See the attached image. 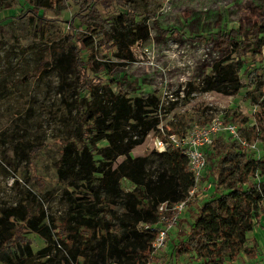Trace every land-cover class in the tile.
Wrapping results in <instances>:
<instances>
[{"label":"trees","instance_id":"obj_1","mask_svg":"<svg viewBox=\"0 0 264 264\" xmlns=\"http://www.w3.org/2000/svg\"><path fill=\"white\" fill-rule=\"evenodd\" d=\"M13 1L26 7L18 19L34 23L40 32L51 24L46 12L68 4L76 8L67 23L70 34L50 46L37 70L53 64L62 83L70 75L74 77L73 88L80 97L74 101L69 135L59 140L55 170L60 181L71 187L80 185L83 190L75 198L65 193L69 216L61 224H46L44 215L29 205L4 210L0 215V264H147L158 259L152 248L156 231L151 230L159 220L158 206L185 201L194 178L178 150L131 155L160 124L155 114L158 100L114 94L109 85L113 80L105 78L114 68L133 61L136 43L149 40L145 19L153 15L134 11L133 0H0V8L9 9ZM97 6L106 11L116 6L123 11L104 18ZM75 22L89 30L97 40L94 45L83 37L76 39ZM174 32L160 31L175 36ZM218 37L221 45L230 46L232 55L211 67L200 91L233 96L245 85L240 71L246 74L247 86L264 89V75L251 71L253 64L247 61L264 57V22L253 25L243 36L231 30ZM251 102L258 109L251 127L235 113L224 121L237 123L239 133L246 131L253 142L264 143V91ZM167 131L185 133L177 127ZM41 151L32 149L30 157ZM205 159L206 179L213 178L209 193L194 210L196 204L187 205L190 219L183 221L188 227L187 239L175 243L169 234L167 255H193L206 264H218L224 258L233 264L240 256L255 259L256 243L247 235L259 227V213L264 209V184L256 182L264 178V156L255 160L236 142L219 137ZM27 231L47 246L34 254L35 241L27 237Z\"/></svg>","mask_w":264,"mask_h":264},{"label":"rangeland","instance_id":"obj_2","mask_svg":"<svg viewBox=\"0 0 264 264\" xmlns=\"http://www.w3.org/2000/svg\"><path fill=\"white\" fill-rule=\"evenodd\" d=\"M22 8L26 7L14 1L9 9L0 8V215L8 208L29 205L44 215L46 224L57 225L66 222L69 216L65 193L75 198L83 190L80 185L71 187L60 181L55 170L59 140L69 135L75 114L74 101L80 96L73 88V75L62 83L53 64L37 69L50 46L70 34L67 23L76 8L68 4L57 7L55 12H46L45 17L51 24L41 32L34 23L18 19ZM97 8L104 18L123 11L116 6L107 11L101 6ZM131 8L139 14H152L154 18L141 17L148 25L149 40L132 47L133 61L114 68L105 77L113 80L109 82L112 93L129 99L154 96L158 100L155 114L166 128L188 131L204 126L215 117L230 119L233 113L247 120V128L253 125L258 109L251 98L263 94L264 89L255 91L247 86L246 74L242 71L239 76L245 85L233 96L202 92L200 87L202 80L211 74V67L232 55L230 46L221 45L218 36L231 30L243 36L253 25L263 23L264 0H133ZM74 27L77 40L83 37L84 42L96 43L88 29L79 27L78 22ZM165 30L175 31L176 35L160 33ZM247 61L253 64L251 71L264 75V57H249ZM110 62H114L113 57ZM34 74L28 82L22 81ZM233 124L240 129L237 123ZM240 136L247 145L254 146L248 149V155L255 160L263 159L264 143L253 142L246 131ZM34 148L42 151L32 158ZM151 151L146 136L141 145L132 149L131 155L142 157ZM206 175L207 170L200 188L213 180L208 182ZM256 182L262 185L264 178ZM11 222L17 221L11 219ZM258 222L259 227L247 236L255 240L257 256L261 258L264 209L259 213ZM187 232L188 227L182 222L170 231V239L175 243L185 240ZM27 237L35 241L31 247L34 254L47 246L29 231ZM166 251H169L167 244L155 255L159 258L151 263L206 264L193 255L169 258ZM244 258L240 256L233 264H253L248 262V257ZM218 264L230 263L224 258Z\"/></svg>","mask_w":264,"mask_h":264},{"label":"built area","instance_id":"obj_3","mask_svg":"<svg viewBox=\"0 0 264 264\" xmlns=\"http://www.w3.org/2000/svg\"><path fill=\"white\" fill-rule=\"evenodd\" d=\"M227 137L230 141L236 142L241 148L248 151L250 147L242 139L239 128L233 123H226L219 117L212 118L204 126H196L185 131L183 135L170 134L165 126L159 124L157 130L148 134L151 149L163 153L169 150H178L187 159L188 171L194 178V185L189 190L185 201L169 206L163 203L158 206L159 220L151 230L156 231V238L152 244L153 253L156 255L166 248L170 231L178 224L181 216L185 213L187 205L190 204L199 194L208 192L210 184L201 187V180L206 173V152L214 140L219 137ZM224 138V137H223ZM253 144V143H251ZM168 251H166L167 253ZM150 261L147 264H152ZM258 264H264V258Z\"/></svg>","mask_w":264,"mask_h":264},{"label":"crops","instance_id":"obj_4","mask_svg":"<svg viewBox=\"0 0 264 264\" xmlns=\"http://www.w3.org/2000/svg\"><path fill=\"white\" fill-rule=\"evenodd\" d=\"M209 192H205L203 194H199L197 196V198H195L191 204H196L193 208V210L196 208V206L200 205V202L201 200L204 198V196L208 195ZM190 211H188V209H186L185 213L181 216V219L179 220L180 221V224L183 222V221H189L190 219ZM179 223V222H178ZM178 226V225H177ZM244 258V256H242ZM264 258V254L261 256V258H259V256H256L255 259H250V261H248L249 263L253 262V264H258L259 262H261ZM245 259V258H244ZM252 264V263H251Z\"/></svg>","mask_w":264,"mask_h":264}]
</instances>
